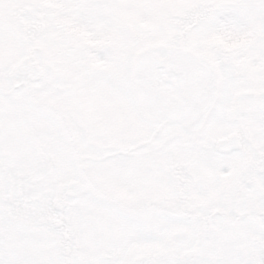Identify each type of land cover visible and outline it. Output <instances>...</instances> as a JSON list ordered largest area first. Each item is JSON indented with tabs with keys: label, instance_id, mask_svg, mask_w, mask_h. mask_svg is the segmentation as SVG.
Wrapping results in <instances>:
<instances>
[{
	"label": "snow or ice",
	"instance_id": "1",
	"mask_svg": "<svg viewBox=\"0 0 264 264\" xmlns=\"http://www.w3.org/2000/svg\"><path fill=\"white\" fill-rule=\"evenodd\" d=\"M0 264H264V0H0Z\"/></svg>",
	"mask_w": 264,
	"mask_h": 264
}]
</instances>
